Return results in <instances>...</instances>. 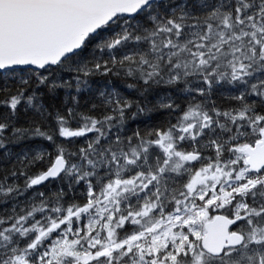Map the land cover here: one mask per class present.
<instances>
[{
  "label": "snow or ice",
  "instance_id": "1",
  "mask_svg": "<svg viewBox=\"0 0 264 264\" xmlns=\"http://www.w3.org/2000/svg\"><path fill=\"white\" fill-rule=\"evenodd\" d=\"M0 264H264V0H0Z\"/></svg>",
  "mask_w": 264,
  "mask_h": 264
}]
</instances>
